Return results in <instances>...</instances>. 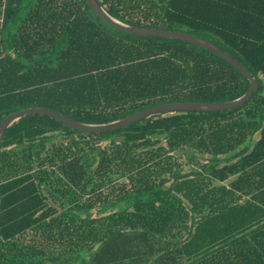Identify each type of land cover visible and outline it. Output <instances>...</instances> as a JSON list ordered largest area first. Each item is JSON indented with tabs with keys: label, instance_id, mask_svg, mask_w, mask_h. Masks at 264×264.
Here are the masks:
<instances>
[{
	"label": "trees",
	"instance_id": "obj_1",
	"mask_svg": "<svg viewBox=\"0 0 264 264\" xmlns=\"http://www.w3.org/2000/svg\"><path fill=\"white\" fill-rule=\"evenodd\" d=\"M98 1L124 23L211 41L258 87L235 108L109 131L39 113L12 122L0 141V264H264V0ZM248 84L195 44L111 28L85 0H0V121L44 106L102 123L230 100Z\"/></svg>",
	"mask_w": 264,
	"mask_h": 264
},
{
	"label": "water",
	"instance_id": "obj_2",
	"mask_svg": "<svg viewBox=\"0 0 264 264\" xmlns=\"http://www.w3.org/2000/svg\"><path fill=\"white\" fill-rule=\"evenodd\" d=\"M85 1L95 12V14L105 24H107L113 29L138 36H155L162 38L178 39V40L190 42L192 44H195L201 48H204L216 54L217 56L226 60L233 67H235L243 76H245L249 80V84L246 91L242 95L236 98L225 101L187 100V101L165 102L161 104L148 106L140 110H137L133 113H130L126 116H123L121 118L114 119L108 122H102V123L82 122L74 118H71L67 115H64L49 107H44V106L27 107L7 114L0 121V141L4 131L12 122L16 121L18 118L22 116L33 113H39L50 116L60 121L64 125L77 130L88 131V132H101V131L119 129L127 126L132 122L146 119L151 116L166 112L189 111V110L212 111V110H225V109L235 108L241 105L242 103H244L250 97V95L254 91H256L258 87L257 79L254 76H252V74L245 67V65L242 62H240L237 58H235L233 55H231L229 52L223 51L211 41L189 32L168 30L153 26H135V25L127 24L112 17L109 13H107V11L101 6L98 0H85Z\"/></svg>",
	"mask_w": 264,
	"mask_h": 264
},
{
	"label": "rangeland",
	"instance_id": "obj_3",
	"mask_svg": "<svg viewBox=\"0 0 264 264\" xmlns=\"http://www.w3.org/2000/svg\"><path fill=\"white\" fill-rule=\"evenodd\" d=\"M21 11H23V9H21ZM116 139H118V138H116ZM55 142H58V136H55L54 137V139H53ZM82 213L83 214H87L88 213V211H86V210H84V211H82ZM97 212L94 210V211H92V214L94 215V214H96Z\"/></svg>",
	"mask_w": 264,
	"mask_h": 264
},
{
	"label": "crops",
	"instance_id": "obj_4",
	"mask_svg": "<svg viewBox=\"0 0 264 264\" xmlns=\"http://www.w3.org/2000/svg\"><path fill=\"white\" fill-rule=\"evenodd\" d=\"M61 264H63V263H61ZM73 264H80V261L79 260H76V261L73 262Z\"/></svg>",
	"mask_w": 264,
	"mask_h": 264
}]
</instances>
